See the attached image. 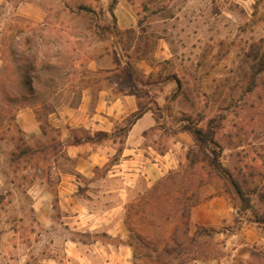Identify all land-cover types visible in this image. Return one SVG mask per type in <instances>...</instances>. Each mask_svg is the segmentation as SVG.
Returning <instances> with one entry per match:
<instances>
[{
    "label": "rangeland",
    "instance_id": "374dc122",
    "mask_svg": "<svg viewBox=\"0 0 264 264\" xmlns=\"http://www.w3.org/2000/svg\"><path fill=\"white\" fill-rule=\"evenodd\" d=\"M110 4L41 0L47 13L42 23L16 18L10 5L0 8V264H133L132 249L116 234L119 219L110 222L104 215L114 197H101L82 179L84 186L63 194L58 173L71 172L74 161L59 129L48 121L57 108L75 107L87 85L116 84L119 89L112 79L115 72L109 71L117 39L100 34V27L112 20ZM115 11L138 16L139 34L120 31L118 39L132 66L143 59L154 67L150 75L132 71L139 88L150 91L146 98L164 97L157 114L159 131L149 138L159 151L172 149L177 160L163 177L188 167V152L193 162L198 155L199 143L181 131L183 120L204 128L208 119L219 116V148L206 152L245 192H256L248 194L247 210L239 212V203L229 201L231 223L220 229L228 234L250 224L264 236V229L251 222L254 214L264 217V71L256 74L249 56L252 49L264 50V0H117ZM20 32L25 34L18 36ZM159 39L171 56L167 62L154 57ZM93 59L100 61L97 71L88 67ZM30 111L40 122L38 135H27L17 122L18 114ZM19 138L34 152L10 164ZM222 189L220 182L206 185L200 199ZM137 198L120 215L127 236L125 209ZM210 245L214 257L198 261L264 264V242L251 246L245 259L224 250L217 234Z\"/></svg>",
    "mask_w": 264,
    "mask_h": 264
},
{
    "label": "crops",
    "instance_id": "0c3cea01",
    "mask_svg": "<svg viewBox=\"0 0 264 264\" xmlns=\"http://www.w3.org/2000/svg\"><path fill=\"white\" fill-rule=\"evenodd\" d=\"M40 1L0 0V8L6 9L10 5L9 9L16 18L42 23L47 13L42 9ZM113 18L119 32L138 33L140 23L136 14L115 11ZM24 34L25 32H20L18 36ZM162 41L159 39V48L154 57L158 59L157 61L165 62L169 61L171 56L167 54L166 45ZM115 43L120 45V42ZM115 43L112 42L113 48H115ZM99 62V60H91L88 64L89 69L97 71L98 68H101ZM133 65L130 64L132 71L133 69L141 70L145 75H150L154 71V67L143 59L136 61ZM115 85L106 87L98 83L96 87L94 85L85 86L81 90L75 107L57 108L55 112L48 115V121L52 127L59 129V138L64 144L66 154L74 161L71 172L60 170L58 173L61 179L60 183L63 185V194H67L70 190L73 193L78 185H82L79 181L81 179L88 183L89 188H96L101 197L104 194L106 196L111 194L115 204L108 206L104 215L110 222L119 219L117 224L120 227L116 234L124 240L127 231L123 222L121 223L120 215L123 214L125 204L149 189L169 170L174 169L177 160L172 149L164 150L161 153L150 142V136H154L151 133L159 131L150 110L144 112L129 127L122 138L114 135L115 128L138 109L136 96L119 92L114 88ZM161 94L154 99L159 107H162L164 101ZM17 122L27 135L40 133V122L37 121L36 114L32 111L18 114ZM81 131L86 132V135L90 137H94L98 132H103L108 135V138L101 141H86ZM178 136L188 139L185 133L178 134ZM113 216L115 217L113 218ZM232 216L233 208L225 195L211 196V193H208L190 210V230L193 232L196 226L218 230L230 224ZM217 236L224 239V250L229 251L232 257L238 256L244 259L249 256L251 246L264 242V236L250 224L243 225L228 234L218 233ZM189 264L222 263L216 260H207L193 261Z\"/></svg>",
    "mask_w": 264,
    "mask_h": 264
},
{
    "label": "trees",
    "instance_id": "16d2710c",
    "mask_svg": "<svg viewBox=\"0 0 264 264\" xmlns=\"http://www.w3.org/2000/svg\"><path fill=\"white\" fill-rule=\"evenodd\" d=\"M116 2L117 0H111L108 12L112 20L110 24L100 27V34L109 35L110 38H116V42H120L121 33L117 30L113 18ZM114 47L116 52L112 57L114 68L109 70L115 72L112 79L119 85V92L135 95L138 100L137 111L115 128L114 135L120 137V135L124 136L129 127L148 110L152 112L156 123H158L157 114L162 112V108L156 104L153 98H146L150 91H142L139 88L138 84L141 82H138L133 75L127 48L123 47L122 42L120 45L115 43ZM119 51L126 54H121L122 57H120V54L117 53ZM249 56L254 62L251 69L256 74L263 72L264 50L252 49ZM144 84L150 85L151 83ZM27 88L32 91V84L28 82ZM221 120L219 116L210 118L204 128L193 125L189 118L183 120L186 123L184 122L185 125L181 131L188 133L195 142L199 143L196 160L191 161L188 152L186 156L190 163L188 167L180 171L169 172L151 188L141 193L133 203L126 206L125 224L128 236L126 240H122V244L132 249L133 264L138 261V264H189L193 261L214 257L210 244L212 238L218 233H223V230L196 226L195 230L191 232L189 226L190 210L202 201L200 190L206 185L220 182L223 189L222 192H217V195H225L233 205L239 203V212L250 207L247 196L256 193L255 188L248 193L245 192L231 172L206 152L214 153L219 148L215 136ZM41 130H44L42 126ZM106 138H108L107 134L98 132L94 137L86 136L85 140L101 141ZM19 140L21 145L16 147L18 152H11L10 164L24 155H31L34 152L28 147H23L25 145L23 139L19 138ZM160 152L163 151L160 150ZM251 222L264 229L263 216L261 218L254 214ZM253 263L250 261L248 264Z\"/></svg>",
    "mask_w": 264,
    "mask_h": 264
}]
</instances>
